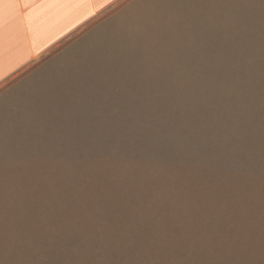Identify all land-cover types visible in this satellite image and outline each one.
<instances>
[{
	"label": "rangeland",
	"instance_id": "1",
	"mask_svg": "<svg viewBox=\"0 0 264 264\" xmlns=\"http://www.w3.org/2000/svg\"><path fill=\"white\" fill-rule=\"evenodd\" d=\"M0 264H264V0H118L3 83Z\"/></svg>",
	"mask_w": 264,
	"mask_h": 264
},
{
	"label": "crops",
	"instance_id": "2",
	"mask_svg": "<svg viewBox=\"0 0 264 264\" xmlns=\"http://www.w3.org/2000/svg\"><path fill=\"white\" fill-rule=\"evenodd\" d=\"M118 0H0V86Z\"/></svg>",
	"mask_w": 264,
	"mask_h": 264
}]
</instances>
